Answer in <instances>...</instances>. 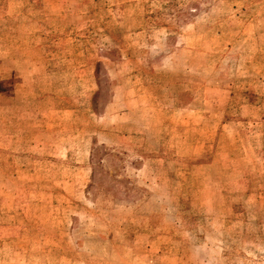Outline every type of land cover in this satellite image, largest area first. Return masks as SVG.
<instances>
[{
	"label": "rangeland",
	"instance_id": "rangeland-1",
	"mask_svg": "<svg viewBox=\"0 0 264 264\" xmlns=\"http://www.w3.org/2000/svg\"><path fill=\"white\" fill-rule=\"evenodd\" d=\"M0 264H264V0H0Z\"/></svg>",
	"mask_w": 264,
	"mask_h": 264
}]
</instances>
